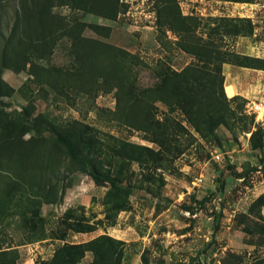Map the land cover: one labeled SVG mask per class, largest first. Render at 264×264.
Returning a JSON list of instances; mask_svg holds the SVG:
<instances>
[{"label": "rangeland", "instance_id": "1", "mask_svg": "<svg viewBox=\"0 0 264 264\" xmlns=\"http://www.w3.org/2000/svg\"><path fill=\"white\" fill-rule=\"evenodd\" d=\"M0 2V264H264V0Z\"/></svg>", "mask_w": 264, "mask_h": 264}, {"label": "trees", "instance_id": "2", "mask_svg": "<svg viewBox=\"0 0 264 264\" xmlns=\"http://www.w3.org/2000/svg\"><path fill=\"white\" fill-rule=\"evenodd\" d=\"M3 2H0V5H2ZM1 16V14H0ZM2 26L0 24V37L3 38V41H7L6 35L3 33ZM7 39V40H6ZM8 60V56L6 53V50L3 48L2 51H0V97L2 95V89H4L5 81L2 78V72L4 70V67L6 66ZM5 65V66H4ZM1 111V110H0ZM64 144L74 153L76 150L72 147V143L69 140L64 141ZM90 175L97 181V182H106L110 181L113 185V180L110 178V176H104L99 171H97L95 168H93L90 171Z\"/></svg>", "mask_w": 264, "mask_h": 264}, {"label": "built area", "instance_id": "3", "mask_svg": "<svg viewBox=\"0 0 264 264\" xmlns=\"http://www.w3.org/2000/svg\"><path fill=\"white\" fill-rule=\"evenodd\" d=\"M217 157L220 158L221 157L220 154H218Z\"/></svg>", "mask_w": 264, "mask_h": 264}]
</instances>
